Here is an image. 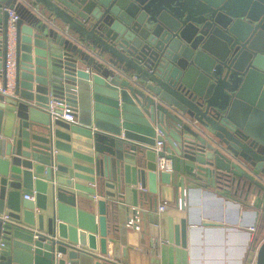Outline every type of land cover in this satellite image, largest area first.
Wrapping results in <instances>:
<instances>
[{
  "label": "water",
  "instance_id": "obj_1",
  "mask_svg": "<svg viewBox=\"0 0 264 264\" xmlns=\"http://www.w3.org/2000/svg\"><path fill=\"white\" fill-rule=\"evenodd\" d=\"M261 178L264 0H0V264H116L114 240V258L94 254L99 209L105 222L108 204L126 221L144 204L185 211L229 184L255 203ZM209 225L169 219L167 243L184 249Z\"/></svg>",
  "mask_w": 264,
  "mask_h": 264
},
{
  "label": "crops",
  "instance_id": "obj_2",
  "mask_svg": "<svg viewBox=\"0 0 264 264\" xmlns=\"http://www.w3.org/2000/svg\"><path fill=\"white\" fill-rule=\"evenodd\" d=\"M80 183L96 188L94 196L80 194L90 204L101 205L107 201L103 197L106 189L103 191L91 184ZM250 189L235 184L216 188L209 186L202 194L199 206H187L185 211L165 205L164 210L158 212L162 203L157 202L152 209L144 204L136 209L135 217L131 210L128 215V221H138V231L128 226L123 212L113 209L112 213V208H108L105 222L101 219L102 209H99L98 228L107 234L103 238V233L99 234V246L94 254L106 250L107 255L114 258L115 245L111 239L116 241V264H254L258 246L264 241V195L260 194L254 203L257 195ZM27 194L32 193L21 191L22 200ZM187 214L196 223L211 225L200 227L193 233L189 246L183 249L167 243V223L171 219L174 225L178 224ZM107 224L111 226L110 231L106 230ZM96 263V260L89 262Z\"/></svg>",
  "mask_w": 264,
  "mask_h": 264
},
{
  "label": "built area",
  "instance_id": "obj_3",
  "mask_svg": "<svg viewBox=\"0 0 264 264\" xmlns=\"http://www.w3.org/2000/svg\"><path fill=\"white\" fill-rule=\"evenodd\" d=\"M9 19H8V27H7V59H6V71H7V90L11 91L13 89L14 84V64H15V46H16V29H15V22L17 21V16L14 12L8 11ZM57 106H60L59 110L60 113L55 112L54 110L57 108ZM49 114L52 116V119H61L64 121L72 122L73 117V110H71L69 107L65 105H59L50 102L48 105ZM161 144L157 143L155 151H160ZM158 169H162L164 171L171 170V162L170 161H161L158 163ZM261 184L264 186V178H261ZM23 200L26 201H33L34 200V194H27L23 196ZM165 203L162 204V206L158 207V212H162L165 207ZM0 219L3 222L8 221V216L6 214L0 215ZM138 221H128V226H131L134 228V230L138 231L139 227L137 225ZM4 244L2 241H0V249L3 248ZM256 256V255H255ZM253 263H255V259H253Z\"/></svg>",
  "mask_w": 264,
  "mask_h": 264
},
{
  "label": "trees",
  "instance_id": "obj_4",
  "mask_svg": "<svg viewBox=\"0 0 264 264\" xmlns=\"http://www.w3.org/2000/svg\"><path fill=\"white\" fill-rule=\"evenodd\" d=\"M109 205H110V204H108V207H107V209H108V208H110V209H111V205H110V206H109ZM106 211H107V210H106ZM113 211H114V210L112 209V213H114ZM107 214H108V213H107ZM107 218H108V215H106V219H107ZM106 222H107V220H106ZM107 228H108V231H110V229H111V226H110V225L108 226V224H107Z\"/></svg>",
  "mask_w": 264,
  "mask_h": 264
}]
</instances>
